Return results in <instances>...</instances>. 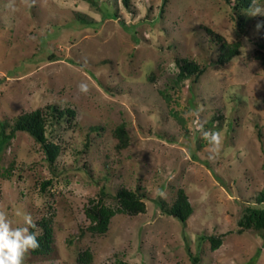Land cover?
I'll use <instances>...</instances> for the list:
<instances>
[{
  "label": "rangeland",
  "instance_id": "374dc122",
  "mask_svg": "<svg viewBox=\"0 0 264 264\" xmlns=\"http://www.w3.org/2000/svg\"><path fill=\"white\" fill-rule=\"evenodd\" d=\"M233 2L15 0L13 11L0 0V132L40 109L60 150L50 164L24 132L0 148V204L51 220L52 253L26 264H79L85 251L88 264H264V232L239 225L246 206L264 209V16ZM205 29L239 55L220 65ZM177 59L204 74L177 81ZM52 105L75 117L57 121ZM201 105L205 129L223 135L214 161L189 114ZM121 188L144 195L145 212L89 232L90 203L115 209ZM179 189L194 209L185 223L162 210Z\"/></svg>",
  "mask_w": 264,
  "mask_h": 264
},
{
  "label": "trees",
  "instance_id": "16d2710c",
  "mask_svg": "<svg viewBox=\"0 0 264 264\" xmlns=\"http://www.w3.org/2000/svg\"><path fill=\"white\" fill-rule=\"evenodd\" d=\"M90 1V0H86ZM258 1V0H256ZM253 0H234L233 5L239 12L246 10L250 7ZM121 3L125 8H129L130 0H121ZM206 32L214 37L218 42L219 56L217 62L222 65L239 55V44L232 43L227 44L220 36L214 34L210 29H205ZM178 75L177 81L181 82L193 77L196 82L205 72V70L192 61L185 59H177ZM49 113L57 120L60 121L66 117V120L70 122L75 117L74 110L67 108L60 110L56 106L52 105L48 107ZM46 119L43 111L36 109L29 113L19 115L13 122L10 128V132L5 134L4 128L0 132V148L9 144V142L15 137L17 132H24L31 136L42 148L46 155V160L52 164L59 154V146L50 142L45 136ZM113 135L117 140V149H125L128 143V135L124 129L123 124H119L114 128ZM50 183L47 181L43 184L46 186ZM43 190L45 188L43 187ZM102 194L106 196V193L102 191ZM118 204L115 209L103 204L101 200L97 202H91L90 207L86 210V217L89 221L88 231L92 234L104 235L110 223V220L118 213L128 216H135L145 212V205L142 201L144 195H138L136 192L126 190L124 188L119 189L113 197ZM259 203L264 202L263 195L258 198ZM165 214L177 218L180 222L185 223L188 218L193 214V207L190 204L187 195L182 189L177 190L176 198L169 207H162ZM38 227L42 230L38 236L40 241V247L31 252L34 256H48L52 253L53 237L50 218H41L37 222ZM239 225L243 229H255L259 232H264V209L246 206L244 212L239 220ZM222 237H209L207 240L210 243L211 250L218 249L222 244ZM90 254L83 252L79 255L77 261L79 264H88Z\"/></svg>",
  "mask_w": 264,
  "mask_h": 264
},
{
  "label": "clouds",
  "instance_id": "9594fccd",
  "mask_svg": "<svg viewBox=\"0 0 264 264\" xmlns=\"http://www.w3.org/2000/svg\"><path fill=\"white\" fill-rule=\"evenodd\" d=\"M29 7V0H22ZM15 11V0H9L7 5ZM248 15L264 16V6L253 0L248 9ZM262 25L257 24L259 29ZM81 92H87V85L79 86ZM203 106L193 109L189 114L194 117L193 124L196 130L202 133L207 143L208 159H217L223 148V135L220 130H206L205 122L201 118ZM15 217L16 219H14ZM42 230L38 227L33 216L22 207H17L10 215L6 205L0 204V264H26L29 254L40 247L38 236Z\"/></svg>",
  "mask_w": 264,
  "mask_h": 264
}]
</instances>
